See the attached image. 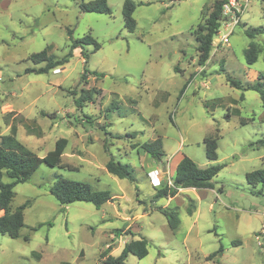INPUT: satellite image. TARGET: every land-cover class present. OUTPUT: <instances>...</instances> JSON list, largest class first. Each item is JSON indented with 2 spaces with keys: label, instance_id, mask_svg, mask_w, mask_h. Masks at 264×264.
<instances>
[{
  "label": "rangeland",
  "instance_id": "rangeland-1",
  "mask_svg": "<svg viewBox=\"0 0 264 264\" xmlns=\"http://www.w3.org/2000/svg\"><path fill=\"white\" fill-rule=\"evenodd\" d=\"M79 1L0 0V134L14 125L17 139L38 156L65 137L60 162L76 167L42 163L14 186L11 211L28 205L19 236L0 233V264H104L125 240L141 236L147 255L129 254L125 264H264V184L245 179L264 168V107L258 92L243 88L254 71L264 73V32L245 33L264 27V0L249 1L229 43L211 49L204 64L196 29L214 0H133L132 32L124 27V0H106L110 14L82 12ZM69 29L74 38L90 34L100 48L84 45L62 66L26 73L43 65L29 60L31 53L46 47L56 58L66 54ZM250 44L259 53L248 65ZM227 75L243 87L231 86ZM87 89L91 99L78 105ZM215 133L211 161L203 138ZM158 136L160 161L140 148ZM181 154L199 167L222 165L213 187L156 198L163 182L153 186L149 171L167 167L172 177ZM110 157L130 164L135 180L107 172ZM59 176L107 189L114 199L99 208L85 201L62 206L48 190ZM156 207L177 211L174 230ZM220 245L222 254L208 259Z\"/></svg>",
  "mask_w": 264,
  "mask_h": 264
},
{
  "label": "trees",
  "instance_id": "trees-1",
  "mask_svg": "<svg viewBox=\"0 0 264 264\" xmlns=\"http://www.w3.org/2000/svg\"><path fill=\"white\" fill-rule=\"evenodd\" d=\"M223 2L224 0H214L212 9L206 16L204 22L197 25L195 39L197 41L196 48L198 51V62L200 64H204L210 56L212 39L220 25L221 5ZM79 8L82 12L111 13V8L106 0H80ZM134 9L135 3L133 0H124L122 5V15L124 27L129 32L134 31L136 27V22L133 18ZM260 32H264V27H249L245 29V33L250 37H253ZM67 34L70 40V45L66 54L61 58H56L53 54L47 53L46 47L38 52L31 53L28 59L35 64L43 63V65L38 68H27L25 72L46 73L56 67L62 66L68 62L70 57H72L74 49L83 48L84 45H92V52L100 48V44L90 34L74 38L70 29L67 30ZM258 53L259 49L256 45L250 44L245 52L246 63L248 65L252 64L256 60ZM82 58L85 59L86 63L87 57L85 54ZM87 73L88 70L84 69L82 78H84ZM93 73L94 75H103L102 73L98 74L95 71ZM227 80L233 87H243L238 79L227 75ZM243 88L252 89L258 92L264 107V73L259 72L256 78L247 82ZM89 99H91L90 90H81V94L76 99V103L81 105L83 101ZM245 123L246 121H241V124ZM218 137V134L215 133L214 135H209L203 138L205 157L208 160L212 161L217 158L216 148ZM261 142H264V140H261ZM66 145L67 139L65 137H59L55 140L54 148L52 150H49L43 156H38L17 139L16 128L14 125L10 126V133L0 134V210L3 211L0 215L1 234H6L10 237H17L19 236V230L24 225L22 210L28 205V201H25L12 211L10 209V203L14 196L13 188L16 184L27 181L42 163L48 166H66L69 169H76V167L72 165H63L60 162L61 155L63 154ZM140 148L150 157L158 161H160L165 155L162 141L159 136L149 141H143L140 143ZM221 167L222 165L218 164L199 167L190 157L183 155L176 164L172 176L174 187H169L163 183L156 188L154 196L156 198L172 197L177 193V188H212L213 177L218 173ZM105 169L107 172L118 178H126L131 182L135 180L131 165L115 160L113 157H110L109 160H107L105 163ZM4 175L9 179L8 181H3L2 178ZM245 179L247 183L251 185L257 183L264 184V168L247 172L245 174ZM48 190L62 206L74 201H85L90 202L96 208H99L104 203L114 199L110 191L107 189H94L88 182L64 178L62 176L57 177V179L49 185ZM156 209L165 215L169 227L174 230L179 223L177 211L174 208L169 207H156ZM194 209L195 204L193 200L189 199L187 211L191 213ZM23 239L28 240L29 237L25 235L23 236ZM147 247L148 240L144 236L137 239H128L125 241L117 256L107 255L104 259V264H125V260L129 254L142 258L148 253ZM222 252L223 247L220 245L216 251L208 255V259H211L212 256L217 254L221 255Z\"/></svg>",
  "mask_w": 264,
  "mask_h": 264
},
{
  "label": "built area",
  "instance_id": "built-area-1",
  "mask_svg": "<svg viewBox=\"0 0 264 264\" xmlns=\"http://www.w3.org/2000/svg\"><path fill=\"white\" fill-rule=\"evenodd\" d=\"M250 0H224L221 5L220 25L212 41V50L219 45L229 43V36L234 27L241 22L242 14L247 8ZM204 68V65L201 66ZM153 186H159L162 182L169 187L173 186V180L167 167L154 168L148 173ZM180 188H177L179 190ZM264 232V230H262Z\"/></svg>",
  "mask_w": 264,
  "mask_h": 264
},
{
  "label": "crops",
  "instance_id": "crops-1",
  "mask_svg": "<svg viewBox=\"0 0 264 264\" xmlns=\"http://www.w3.org/2000/svg\"><path fill=\"white\" fill-rule=\"evenodd\" d=\"M257 72H253V74H252V78H256V76H257ZM164 150V149H163ZM182 154L181 155H179V157H178V159L175 161V164H174V170H175V166H176V164L178 163V161L182 158ZM174 170H173V174H174ZM189 188H191V187H189ZM189 188H181V191H187V190H189ZM177 194H179V193H176L174 196H172V197H166V198H168V201H172V199L177 195ZM113 196V195H112ZM113 198H114V196H113ZM113 201V200H112ZM108 202H110V201H108ZM170 203V202H169ZM3 213V211L2 210H0V215ZM125 241H127V240H125ZM125 241L123 242V243H125ZM122 243V245H124Z\"/></svg>",
  "mask_w": 264,
  "mask_h": 264
}]
</instances>
